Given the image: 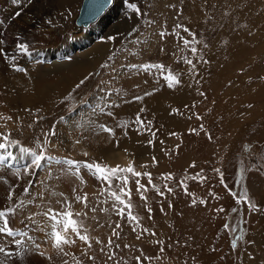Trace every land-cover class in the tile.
I'll return each instance as SVG.
<instances>
[{
    "label": "rangeland",
    "instance_id": "374dc122",
    "mask_svg": "<svg viewBox=\"0 0 264 264\" xmlns=\"http://www.w3.org/2000/svg\"><path fill=\"white\" fill-rule=\"evenodd\" d=\"M66 1L32 0L29 4L28 0H0V32L4 33L0 38L5 41L0 47L8 59L1 57L9 67L29 71L36 67L25 64L71 62L99 45L107 46L106 53L96 52L97 62L48 107L29 104L22 108L0 100V117H11L0 118V133H10V139L20 142L10 149L14 158L6 159L5 166L0 164V208L16 207L10 226L25 235L22 243L37 242V237L40 244L45 243L39 235L51 229L43 227L41 213L49 206L59 210L58 201L65 198L74 211H80L83 205L73 197L87 193L89 209L96 208L95 212L84 209L87 217L81 218L88 234L105 244L111 237L120 248L101 252L103 244L97 245L94 239L91 249L77 240L65 248L70 255L55 251L48 264H63L64 260L75 264L72 255L83 264H136L134 257L141 250L152 257L143 264H264V0H113L101 18L87 26L75 23L81 0L63 8ZM128 3L136 4L140 13ZM17 11L21 14L13 19ZM20 20L28 21V31L17 25ZM46 30L61 34L54 42L49 39V51L42 50ZM19 32L24 43L28 38L34 41L27 43L28 54L15 48ZM33 32L39 34L33 36ZM14 55L19 57L18 64L12 62ZM146 64H160L163 70L144 71L140 66ZM169 73L178 81L171 88L163 78ZM144 92L150 93L143 97L146 106L137 105L141 101L135 97ZM134 104L137 107H128ZM137 114L143 126L135 122ZM93 123L98 130H103L101 125L112 130L101 132L109 138L107 146L101 140L95 144ZM46 133V154L54 159L42 162L33 174H24L31 157L19 147L38 151L37 142L43 144ZM118 155L126 160L117 161ZM67 159L109 167H127L131 162L135 171L149 173L152 184L148 177H139L148 189L146 203L135 191L136 178L129 175L132 211L139 217V226L116 215L112 202L105 203L106 194L99 192L100 182L83 169L85 183L81 184L73 170L61 163ZM54 160L58 162L52 163ZM198 173L203 179H192ZM168 174L172 179H164ZM115 185L114 181L113 190ZM24 187H29L28 193L23 192ZM9 191L14 194L12 201L7 200ZM241 193L247 194V202ZM20 201L23 207H18ZM117 223L122 225L117 229L119 239L112 237ZM15 238L20 240L21 235L1 234L0 247L6 249ZM124 244L131 247L124 248ZM113 251L115 261L108 260ZM30 263L25 252L15 256L0 253V264Z\"/></svg>",
    "mask_w": 264,
    "mask_h": 264
},
{
    "label": "snow or ice",
    "instance_id": "6c2138e0",
    "mask_svg": "<svg viewBox=\"0 0 264 264\" xmlns=\"http://www.w3.org/2000/svg\"><path fill=\"white\" fill-rule=\"evenodd\" d=\"M15 2L19 3V0H15ZM32 0H28V3L30 4ZM127 3L128 0H125ZM128 7L132 10H134L137 14L140 13L139 8L137 7L136 4L134 3H128ZM21 13L17 11L15 13V17H18ZM50 23V21H49ZM177 27H181L180 25H177ZM135 31V29H133ZM185 31H188L185 29ZM3 32H0V37L3 36ZM165 35L164 32L160 33L161 38H163ZM109 39H114L113 37H109ZM17 42L15 43V48L19 53L22 54H28L29 53V45L27 43L21 42V38L17 37L16 38ZM5 41L0 38V45H3ZM185 45L189 43V41L185 40L184 41ZM191 51L193 53L196 52L195 48H192ZM0 56H3L6 60L8 59V56L5 52V49L0 47ZM12 60L15 59V57H11ZM111 59V57H109ZM187 63H191V61H187ZM103 67V65H102ZM135 67V66H133ZM144 71H149L150 69H157V70H163V66L160 64H146V65H141L140 66ZM17 71H23L22 68H16ZM164 80L167 82L168 87H173L174 83H178L176 81V78L171 74H167L164 77ZM84 81H80V84H77L76 87L79 88L81 84H83ZM150 93H146L148 95ZM71 95V94H70ZM203 95V93H201ZM67 99V97L65 98ZM135 99H141V97H135ZM103 111V109H101ZM141 111H144L141 109ZM175 111V110H173ZM5 120H10L11 117H0ZM199 119V117H197ZM136 123L140 124L143 126V121L141 120L139 114H137L136 117ZM103 131L111 133V129L101 125L100 126ZM55 133L52 132L51 135H54ZM10 133H0V152L3 154H0V162L5 161L6 159H12L14 158L13 152L10 151L11 148L18 146L20 144L19 141L17 140H12L10 139ZM49 134H45V140L43 141V144L37 142L36 148L37 150H33L27 147H19V151L24 154H28L31 157L30 163L23 168V173L26 175H31L34 173L35 169H39L42 166V162L48 160L54 159L53 157L49 156L46 154V149L48 146V140L47 136ZM154 135V134H153ZM174 135V133H173ZM210 138V137H209ZM149 143H152V141H149ZM87 155V153H85ZM153 162H155V157H153ZM62 164H65L69 167V169L73 170L72 174L80 180V183L83 184L85 183V180L83 176L81 175V170H85L88 175L92 176L94 179L100 182V189L99 192L100 194H106L107 200L104 202L107 203L108 201L112 202V208L115 211L116 215L122 218H125L128 221L134 222L139 226V217L133 214V205L131 203V198H132V193L131 190L128 188L129 184V175L132 177H135V191L140 195V199L147 202V197L144 195V192H146L148 189L147 187L141 183L139 177L141 176H146L148 177V184H152L151 176L149 173L144 172H137L133 168L131 162L128 164L127 167H120L117 165L116 167H109L108 165L102 164L100 162L92 161H75L72 159H67L61 162ZM190 167H195V164L190 165ZM215 171L219 172V169H215ZM17 177L19 178L20 176V170L18 169L16 172ZM199 177V173L197 174L196 177H192V179H197ZM201 180L203 177H199ZM164 179L170 180L172 179L171 175L168 174L164 176ZM116 182L115 188L116 190H113V182ZM29 185L31 184V181L28 182ZM221 183L223 184L224 181L221 179ZM153 187H155L153 185ZM167 187V186H166ZM225 187H227L225 185ZM186 190V186H185ZM168 191L171 192L172 189L168 188ZM24 193L29 192V187H24L23 188ZM77 192V189H73V193L75 194ZM157 193L162 195L163 193L159 192V189H157ZM13 192L9 191L7 200L12 201L13 200ZM63 196V193L60 194ZM241 199H244L247 202V194L246 193H241L240 194ZM74 202L79 203L83 205V208L80 211H74L72 207V202L69 201L67 198H65L62 202L58 201V203L61 204V208L59 210L54 209L52 207H47L42 213V217L44 218V223L43 227L48 228L50 226V232H46V235L50 239L51 246L54 248L58 254H63L64 256L70 255L69 252L65 250L66 246L71 247L76 244L77 240L82 242L88 249L92 248V243L90 242L91 240H95V243L97 245L103 244V247L101 248V252H104L105 249H112V248H120L119 244H116L114 240L109 237L107 243L105 244L103 241H101L99 238H94L90 237L88 234V229L84 224V220L81 219L82 217L86 218L87 217V212L84 211V209H89V198L88 194L85 193L83 195L75 194L73 197ZM201 203H204L203 200L200 201ZM237 203L240 202V200L236 201ZM195 203V200L193 201ZM24 202L20 201L18 207H23ZM171 206V205H169ZM251 207H255V205H251ZM92 212L96 211L95 207H91L89 209ZM16 211V207L13 205H9L4 208H0V234H5L7 236H14L16 235L15 230L13 227L10 226V218L12 215H14ZM101 211H106L105 209H101ZM149 213L151 210H148ZM163 211V209H162ZM217 211H223V209H218ZM233 212L236 211L235 208L232 209ZM35 214H33L34 216ZM95 219V217H92ZM149 219H151V215H149ZM122 227L121 224L117 223L115 227L112 229V237H116L117 239L120 238V233L117 231V229H120ZM224 227L227 229L229 225L225 224ZM133 231L135 232V228H133ZM149 230L148 229H143L144 233H147ZM151 235L155 236L156 233L152 232L150 233ZM141 234H137L136 239L141 238ZM237 239H240V237H237ZM16 244H20V240H15L14 241ZM156 243L162 244V241H157ZM233 246H235V241H233ZM39 247V245H37ZM131 245L129 244H124V248H130ZM161 252L164 251L163 248L160 249ZM0 253L4 255H8L6 249L4 247H0ZM84 255H88L87 252L83 253ZM41 255H44V253H41ZM108 260H113L115 261L116 259V254L115 252H110L108 254ZM72 259L75 262V264H83V261L78 259L75 255H72ZM89 260H95L94 256L88 255ZM136 264H143L144 260H150L152 257H148L143 255L142 250H141V255L134 257ZM63 264H68L67 260L63 261Z\"/></svg>",
    "mask_w": 264,
    "mask_h": 264
},
{
    "label": "bare ground",
    "instance_id": "6f19581e",
    "mask_svg": "<svg viewBox=\"0 0 264 264\" xmlns=\"http://www.w3.org/2000/svg\"><path fill=\"white\" fill-rule=\"evenodd\" d=\"M73 1L74 0H67L66 2H63L62 7L64 8L68 3L73 2ZM112 3H113V0L111 2L110 6L112 5ZM32 5H34V4H32ZM55 6H58V4ZM33 7L34 6H32L30 9L31 11L33 10ZM58 8L60 10H62L60 5L58 6ZM108 8H106L105 10L107 11ZM30 10H29V12H30ZM105 10L97 17L98 19L96 18L97 20L95 19L96 21L94 20L95 22L94 21H92V22L96 23L103 16V14L106 12ZM27 22L28 21H26V20H20V22L17 23V25L20 27L21 30L28 31L27 28L29 27V24H27ZM87 25H89V23ZM87 25H84V26H87ZM42 32H44V31H41V34H42ZM46 32H47V36H43L44 38L42 40L43 41L42 45L45 47V49L44 48L42 49L43 51H49L50 50L51 42L49 41V39H51L54 42V38L59 37L61 35L60 32H58L57 30H52V31L46 30ZM38 34L39 33L36 34L35 32H33L31 35L36 36ZM17 37L21 38V42L25 41L24 39H22L20 32L18 33ZM8 41L9 40L7 39V42ZM26 41L29 44L34 42L32 38H28ZM38 42L40 43L41 40H38ZM46 47H47V49H46ZM106 47H107L106 45H103V46L99 45L96 47V49L93 52H91L89 54H83L80 56H76L74 58V60H72L71 62L50 61V63H53V64L47 65V66H41L40 64H37V63L25 64L24 65L25 67H28V68L36 67V68L31 69L29 71H25L24 67H21L24 70L22 72L15 71L16 69L14 66L9 67L6 64H4L3 59L0 56V93H1L0 94V96H1L0 100L4 104H8V105L12 104L13 106L17 105L18 107H22V108H24V105H29V104H35L37 108H39V107L46 108L52 104V101L54 99H57V98H60L61 96H63L67 92V90L71 86H73V84L76 81H78L81 78L83 73H85L84 71L86 69H89L90 67H92L93 64L97 62L96 57H95L96 52L99 54H105L106 53V49H107ZM68 52H70V51H68ZM68 52H66L63 55L64 58ZM97 56H99V55H97ZM14 57H15V59L12 60V62L14 64H18L19 57L17 55H14ZM100 58H101V56H100ZM37 66H40V67H37ZM51 73H54L53 78L49 77V76H51ZM143 94H145V95H143ZM143 94H141L142 99L139 100L141 102H139L137 99V101L139 102V103H137V105H145L146 106V98H143V97H146V92H144ZM162 97H164V95ZM137 105L134 104V105H131L128 107L133 108V107H137ZM9 114H11V113H9ZM93 125H94V123H93ZM94 126L93 127L95 128V131H94L92 138L95 141V144L100 143V140H101L102 141L101 143H105V145L107 146L106 143L109 141L108 136L102 135L101 132L104 133L103 130L99 129L100 130L99 131L98 129H96V127L98 125L95 124ZM82 128H84L82 131L86 132V128L84 126ZM92 144H94V143L92 142ZM97 145H99V144H97ZM102 146H101V149H102ZM116 159H117V161H120V162L126 160L122 155H118L116 157ZM5 161L0 162V164L3 163L2 165H4ZM48 162H50V161H48ZM56 162H58V160L52 161V163H56ZM7 164L9 167H11V164L9 162ZM37 224H40V223H37ZM35 225H36V223H35ZM14 230L16 232V235H21V238H19V239L22 243V241H23L22 237H25V235L22 232H20L18 229H14ZM2 235L7 236L5 234H2ZM36 235H39V234L36 233ZM39 236H41L43 238L45 243L40 244L39 240H38L39 237H37L38 238L37 242H33V241L30 242V240L29 241L27 240L25 243L23 242L24 244L20 243V244L16 245V243L14 242L11 245L6 246V251L9 250V252L7 251L8 256L9 255L15 256L18 251H21V252L26 253V258L29 261H31L30 264H48L50 259L54 257L53 254L56 250L54 248H52V246L50 245V242L46 238V235L41 233V235H39ZM7 237L12 238L13 236H7ZM17 239L18 238H15V240H17ZM6 243H7V238L1 244L6 245ZM37 245H39V247H37ZM41 253H44V255H41ZM47 257L49 259H47Z\"/></svg>",
    "mask_w": 264,
    "mask_h": 264
},
{
    "label": "water",
    "instance_id": "95a60500",
    "mask_svg": "<svg viewBox=\"0 0 264 264\" xmlns=\"http://www.w3.org/2000/svg\"><path fill=\"white\" fill-rule=\"evenodd\" d=\"M112 0H81L75 23L87 25L94 21L111 3Z\"/></svg>",
    "mask_w": 264,
    "mask_h": 264
},
{
    "label": "crops",
    "instance_id": "0c3cea01",
    "mask_svg": "<svg viewBox=\"0 0 264 264\" xmlns=\"http://www.w3.org/2000/svg\"><path fill=\"white\" fill-rule=\"evenodd\" d=\"M253 184H256V185H257V187H259L258 183H253ZM260 189H261V187H260Z\"/></svg>",
    "mask_w": 264,
    "mask_h": 264
}]
</instances>
